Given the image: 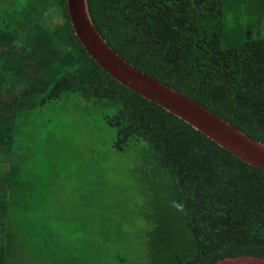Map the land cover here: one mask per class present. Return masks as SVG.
I'll return each mask as SVG.
<instances>
[{
  "label": "trees",
  "instance_id": "1",
  "mask_svg": "<svg viewBox=\"0 0 264 264\" xmlns=\"http://www.w3.org/2000/svg\"><path fill=\"white\" fill-rule=\"evenodd\" d=\"M87 4L121 57L264 144V0ZM68 105L84 116L99 113L114 135L108 154L118 156L106 162L133 181L134 190L127 180L124 192L130 204L140 200L132 217L141 222L134 236L142 251L128 264L264 258L263 168L102 68L74 30L68 0H0V264H34L36 255L41 264H69V245L61 247L59 233H42L37 222L57 217L64 230L78 220V209L46 207L36 186L42 162L28 152L37 147L21 138L47 107L53 123ZM86 152L100 158L93 148ZM66 191L61 202H70ZM85 259L108 264L99 252L87 251Z\"/></svg>",
  "mask_w": 264,
  "mask_h": 264
},
{
  "label": "rangeland",
  "instance_id": "2",
  "mask_svg": "<svg viewBox=\"0 0 264 264\" xmlns=\"http://www.w3.org/2000/svg\"><path fill=\"white\" fill-rule=\"evenodd\" d=\"M47 108L44 115H36L37 123L31 119V126L26 129L28 134L23 133L21 138L37 147L28 152L35 162H42L37 173L40 182L36 186H39L44 200L50 203L46 207L53 211L61 208L67 214L78 209L79 218L64 230L57 217L42 223L38 221V229L42 233H59L60 246L67 244L68 248L69 245L66 261L69 264H86L87 251L99 252L108 264H128L142 251L137 236H134V229L140 227L141 222L132 217L139 213L141 206L138 198V203L130 204V194L124 192L127 180L134 190L130 175L113 174L114 165L106 162L118 161V156L108 154L113 132L105 126L99 113L84 116L69 105L58 108L52 116L55 117L53 123H50V107ZM39 130H43L39 132L40 139L33 141V134ZM92 148L100 158L91 157V153L86 152ZM63 187L71 195L64 199L72 202L73 207H67L70 202H61L63 198L59 193ZM104 207L107 208L104 210ZM53 244L52 237L45 247L48 253ZM38 258L34 256V264H41ZM28 261L32 264L31 259Z\"/></svg>",
  "mask_w": 264,
  "mask_h": 264
},
{
  "label": "water",
  "instance_id": "3",
  "mask_svg": "<svg viewBox=\"0 0 264 264\" xmlns=\"http://www.w3.org/2000/svg\"><path fill=\"white\" fill-rule=\"evenodd\" d=\"M74 30L91 56L122 84L211 137L244 161L264 169V144L252 139L201 104L155 80L121 57L96 29L87 0H68ZM220 264H264V258L236 256Z\"/></svg>",
  "mask_w": 264,
  "mask_h": 264
}]
</instances>
